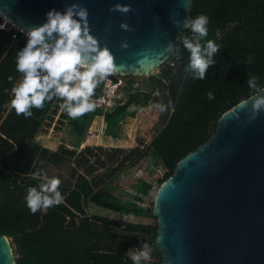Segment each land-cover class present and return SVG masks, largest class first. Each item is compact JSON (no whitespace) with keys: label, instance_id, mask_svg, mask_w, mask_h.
<instances>
[{"label":"trees","instance_id":"trees-1","mask_svg":"<svg viewBox=\"0 0 264 264\" xmlns=\"http://www.w3.org/2000/svg\"><path fill=\"white\" fill-rule=\"evenodd\" d=\"M201 13L209 17L208 35L201 43L211 39L220 45L205 79H193L187 70L190 53L181 38L176 46L179 56L175 54L150 81L152 89L161 91L159 95L153 90L132 92L128 87L125 98L110 100L107 106L77 119L60 110L59 98L41 109L33 108L31 117L16 114L8 102L22 76L16 71V54L27 38L0 31V236L10 239L17 264H133L129 253L144 243L149 245L150 256L143 264H164L155 244L159 226L154 214L153 224L131 223L89 215L87 207L92 204L126 212L108 190L119 176L155 155L165 170L159 179L164 183L185 156L215 134L226 111L253 95L247 84L250 75H257L258 84L264 85V0H193L191 18ZM190 35L187 29L182 37ZM9 76L14 79L9 81ZM104 85L97 87L94 97ZM209 90L214 99H208ZM168 100L172 104L164 112L151 107ZM133 104L142 110H129ZM140 111L151 117L150 127L156 129L146 144L141 139L138 142L137 134L128 141L130 124L119 136L121 121L136 118ZM97 121L107 137H92L87 142L98 145L61 144L51 149L36 142L46 127L60 131L70 126L79 139H85L93 134ZM114 142L126 145L99 146ZM37 171L61 179L64 201L33 214L23 198L29 186L41 183V177L33 176ZM151 188L143 182L141 192L147 195Z\"/></svg>","mask_w":264,"mask_h":264},{"label":"water","instance_id":"water-1","mask_svg":"<svg viewBox=\"0 0 264 264\" xmlns=\"http://www.w3.org/2000/svg\"><path fill=\"white\" fill-rule=\"evenodd\" d=\"M117 2L131 10L110 12ZM71 3L88 8L91 33L113 56L112 75L153 82L176 54L168 46L176 49L187 30L193 0H0V11L26 34ZM251 97L226 111L161 184L153 214L164 264H264V110L253 115ZM0 264H17L6 236Z\"/></svg>","mask_w":264,"mask_h":264},{"label":"clouds","instance_id":"clouds-1","mask_svg":"<svg viewBox=\"0 0 264 264\" xmlns=\"http://www.w3.org/2000/svg\"><path fill=\"white\" fill-rule=\"evenodd\" d=\"M130 4L115 3L109 11L127 13ZM88 8L81 3H71L63 10L50 9L42 24L30 28L24 46L16 54V71L22 76L11 89L12 97L8 102L17 115L24 117L33 115L32 109H41L46 102L59 98V108L68 117L77 119L95 110L93 101L95 90L114 72L113 56L107 47H102L98 39L91 33ZM209 17L199 14L187 18L184 27L191 32L182 37V45L190 53L187 70L193 79L203 80L210 66L215 64L214 56L220 45L214 40H207ZM122 29H130V25L121 21ZM122 46H127L126 43ZM169 50L179 51L173 43ZM9 81L14 78L8 77ZM259 77L250 75L247 84L253 90L251 111L253 115L264 110V85L258 84ZM159 95V93H157ZM209 100L214 99V92H207ZM172 104L156 102L154 107L164 112ZM129 110H142L137 105H130ZM41 177L38 186H29L24 196L27 208L33 214L40 209L59 205L64 201L60 190L61 179L49 176L46 172L33 174ZM133 264H143L149 259L150 248L144 243L140 250L129 253Z\"/></svg>","mask_w":264,"mask_h":264},{"label":"rangeland","instance_id":"rangeland-1","mask_svg":"<svg viewBox=\"0 0 264 264\" xmlns=\"http://www.w3.org/2000/svg\"><path fill=\"white\" fill-rule=\"evenodd\" d=\"M159 74L157 76H159ZM123 80L126 84H128L129 88L130 86L133 88V85H137L138 87L135 88V90L137 89L136 91L144 90L148 92L153 90L154 94L161 92L159 89H152L150 85V78L146 76L126 77V79L123 78ZM125 96L126 91L124 89H110L106 92L102 90L101 93L92 99L96 105L104 107L107 106L110 100L113 102L115 98H125ZM151 107L154 109V105ZM95 109H97V107ZM152 109L148 110L152 113L154 112ZM141 114L143 117L140 118ZM150 122L151 117H149L145 111H140L138 112L136 118L127 117L121 121L119 136L124 126L130 124V139L128 141L130 142L131 138L137 134L138 142L141 139L146 144L156 132L155 125L150 127ZM91 127L89 128V131ZM93 130V134H87V137L81 140L74 134V131L70 126H65L61 128L60 131L52 130L46 127L38 134L36 142L51 149H56L61 144L76 148H81L84 144L98 145L93 141L88 143L87 139L97 136L107 137V135L103 133L101 121H97L94 124ZM124 145L126 144H118L117 142H114L113 145L105 144L99 146L119 147ZM57 172L58 171H55V173ZM164 174L165 170L157 156L150 155L146 157L143 161H141V163L119 176L108 188L112 195L120 200L121 204L126 208V212L117 213L90 204L87 207L88 214L109 217L111 219L124 222L153 224L155 222L153 218L154 200L161 186L159 179ZM143 182H147L152 185V188L147 195H143L141 192Z\"/></svg>","mask_w":264,"mask_h":264},{"label":"built area","instance_id":"built-area-1","mask_svg":"<svg viewBox=\"0 0 264 264\" xmlns=\"http://www.w3.org/2000/svg\"><path fill=\"white\" fill-rule=\"evenodd\" d=\"M0 31H7V32H12L14 34L16 33H21L23 34L26 38L27 35L24 34L21 30H19L15 24H13L6 16H4L2 14V12L0 11ZM126 79V77L123 76H118V75H110L109 78L105 81V85L103 90L106 92L110 89H124L126 91V89L129 87L128 84L125 83V81L123 80ZM137 85H133L130 86L131 91L132 92H140V91H144V90H138L136 91L135 88H137ZM94 97V96H93ZM109 104V103H108ZM98 108H102V106H98L97 105V109Z\"/></svg>","mask_w":264,"mask_h":264}]
</instances>
